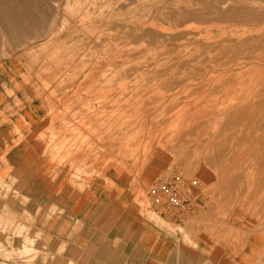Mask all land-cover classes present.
I'll return each mask as SVG.
<instances>
[{
  "label": "rangeland",
  "instance_id": "rangeland-1",
  "mask_svg": "<svg viewBox=\"0 0 264 264\" xmlns=\"http://www.w3.org/2000/svg\"><path fill=\"white\" fill-rule=\"evenodd\" d=\"M0 12V66L19 79L0 78V264H86L118 235L119 218L86 236L83 218L46 201L58 188L44 179L60 175L74 195L118 177L130 224L174 243L169 264H264V0H15ZM33 102L37 126L12 131ZM23 159L47 167L31 170L40 199L12 170ZM174 175L184 210L157 200Z\"/></svg>",
  "mask_w": 264,
  "mask_h": 264
},
{
  "label": "crops",
  "instance_id": "crops-1",
  "mask_svg": "<svg viewBox=\"0 0 264 264\" xmlns=\"http://www.w3.org/2000/svg\"><path fill=\"white\" fill-rule=\"evenodd\" d=\"M15 73L14 66H0V78L3 79L4 76L9 82H13V84L19 80ZM43 109L40 103L33 102L28 104L20 114L9 118L12 124L11 130L13 131L17 128L23 134L27 135L39 123L44 113ZM0 144H2L1 141ZM28 157L30 156L28 155ZM20 161L19 164H11V167L13 172H17L16 174L19 171L21 172V169L26 174L27 181L24 180L25 183H23V186L26 187H23L22 193L27 192L33 194V196L36 194L38 197L33 198L40 199L41 197L39 196L42 193L40 184H37L38 186L36 187V183L31 177L33 173L31 170H41L44 173V169L47 168L46 165L43 166L40 164L41 162L31 159H23ZM117 178H115L117 187L108 190L106 187L102 190L92 187L88 190H83L78 195H74L73 189L67 187L69 184L67 179L62 181V175L59 176L58 181L54 182L47 181L46 183L45 178L44 184L47 187L49 184H54L58 188L56 191L54 190L52 197L46 201L53 200L59 206L65 204L67 206L65 209L66 216L70 218H83L85 225L83 233H86V236L92 234L89 233V228L91 227L90 224H94V221L102 223V218L105 217L113 216L114 218H119L115 224L109 225V233H117L118 235H111L113 241L110 244L106 243L100 246V253H97L96 260L88 257L86 264H169L168 262L171 261L170 256L174 249V243H168L166 240L159 239L154 234L156 231H152L151 228L148 229L146 226L143 227L138 223L134 225L130 224L126 216V209L123 207L127 205L128 193L123 187L121 188L125 184H122L120 179ZM78 243V241H75V244L74 242H70V250L74 252V249L77 250V246L83 245V243ZM89 243L88 240L85 242L84 247H86V250L89 249ZM192 259L194 260V257ZM201 262L199 264H202Z\"/></svg>",
  "mask_w": 264,
  "mask_h": 264
},
{
  "label": "built area",
  "instance_id": "built-area-1",
  "mask_svg": "<svg viewBox=\"0 0 264 264\" xmlns=\"http://www.w3.org/2000/svg\"><path fill=\"white\" fill-rule=\"evenodd\" d=\"M190 187L196 188L199 183L196 179L189 182ZM159 199H164V207L171 210H184L190 207L189 193L181 176L174 175L169 181L158 185Z\"/></svg>",
  "mask_w": 264,
  "mask_h": 264
},
{
  "label": "bare ground",
  "instance_id": "bare-ground-1",
  "mask_svg": "<svg viewBox=\"0 0 264 264\" xmlns=\"http://www.w3.org/2000/svg\"><path fill=\"white\" fill-rule=\"evenodd\" d=\"M14 2H15V0H0V3H2V4L5 3L7 5H10V4L14 3ZM0 15L2 16L3 12H0ZM11 15H13V13ZM11 18L15 19L13 16H11ZM11 25L13 26V23H11Z\"/></svg>",
  "mask_w": 264,
  "mask_h": 264
}]
</instances>
